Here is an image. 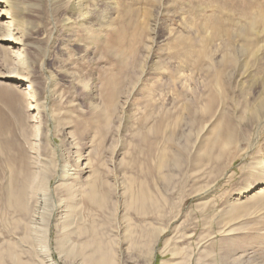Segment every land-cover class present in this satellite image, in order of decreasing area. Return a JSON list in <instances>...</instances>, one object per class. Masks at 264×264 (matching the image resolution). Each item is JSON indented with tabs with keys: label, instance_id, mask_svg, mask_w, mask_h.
<instances>
[{
	"label": "rangeland",
	"instance_id": "374dc122",
	"mask_svg": "<svg viewBox=\"0 0 264 264\" xmlns=\"http://www.w3.org/2000/svg\"><path fill=\"white\" fill-rule=\"evenodd\" d=\"M4 2L12 38L24 46L16 57L0 44V77L30 84L0 78V115L14 137L17 115L29 137L40 133L37 152L52 171L78 156L86 166L68 180L75 185L70 193L58 186L60 171L51 180L54 201H79L72 219H57V209L49 217L48 206L41 217L32 202L29 217L3 200L9 171L0 152L3 263L14 264L11 252L20 264H86L101 244L112 264H264V194H248L264 186V124L252 112L264 84V0H113L107 17L100 0H88L76 16L75 0ZM216 25L239 28L261 44L244 36L216 41L209 30ZM197 42L211 53L237 54L249 75L240 82L227 77L228 99L215 105L211 129H203V110L212 77L207 59L196 56ZM236 68L231 60L228 72ZM29 90L40 97L32 116L25 112ZM229 120L231 141L223 133ZM92 184L101 205L84 198Z\"/></svg>",
	"mask_w": 264,
	"mask_h": 264
},
{
	"label": "bare ground",
	"instance_id": "6f19581e",
	"mask_svg": "<svg viewBox=\"0 0 264 264\" xmlns=\"http://www.w3.org/2000/svg\"><path fill=\"white\" fill-rule=\"evenodd\" d=\"M100 1H104V4H105L106 8L103 11V15L105 17H107L106 15H108L110 13V8H109L108 4L111 3L113 0H100ZM87 2H88V0H75L74 6H73V10L75 11L74 12V16H76V15H84L85 10L87 9ZM6 5L7 4L4 2V0H0V8H1L0 9V44H3V43L6 44L7 48L8 49L9 48L12 49L14 56L17 57V54H18L17 51L22 50L24 44H23V42L21 40L18 39V37H17L18 35L16 36L18 40L12 38V36L14 34L12 35V32H11L12 29L10 30V28H9L12 19L10 18V14L7 11V6ZM257 7H259V6H257ZM8 8L13 9L14 12H15L18 7L15 6V5L8 4ZM70 19H72V17ZM254 24H256V23H254ZM260 25H262V24H260ZM23 27H24V22H23ZM203 27H201V28H203ZM252 27L255 29V27H258V26H252ZM235 28L236 27L229 26V25H225V26H221V27L216 25V26H213L212 29H209V30H212L211 31L212 32V36L211 35L210 36H211V38L214 36L216 41L217 40H224V42L226 41V43H227L230 40H234V43H235V41L236 42L239 41L238 39L240 37L242 38V36H244L243 32L241 34V30L239 31V28L236 31H235ZM240 28H242V27H240ZM248 28L249 27H247V28L245 27V30L248 29ZM253 28H249V29H251V30H249L251 32L248 31V33L250 35L256 37V38H259L260 34L256 30H254ZM192 29H194V28H192ZM261 29H263V28H261ZM207 32H205V33H207V35H208L210 32L209 31H207ZM195 37H196V35H195ZM202 37H203V35H202ZM202 37H200V38L202 39ZM197 38L198 37H196L195 39H197ZM198 39H197V41H198ZM213 39H211V40H213ZM249 39L247 38V36L245 37V41L249 40ZM207 40H209V38H207ZM202 41H204V40L202 39ZM213 41L216 42L215 40H213ZM250 41H251V44H252V42L258 44V47L261 44L259 41H255V38H254V40H249L248 42H250ZM194 42H196V41L194 40ZM197 43H195V44H197ZM208 43L212 44V41H210ZM208 43H206V42L198 43L196 45V49L197 50H195L196 51V56H199L200 58L202 56H204L205 59H207V65H206L207 76H209V77L211 76L212 77L211 79H209L210 80L209 91H210V85H211V92L207 96L205 107L203 105V107H204L203 113H204L205 117L207 116V120H205L206 122L204 123L205 125H204L203 129H206V127H207V129H208V127L209 128L211 127L210 124H212L211 122L213 121V118H214L213 117L214 116L213 109H215L214 108V107H216L215 105L218 102H220V103L221 102H225L226 99H228V97L226 95V90L231 88V83L229 81V85H228L226 83L227 80H229L230 78L233 77V82H234V80H237V82L239 80V82H240L241 79L249 76L248 73L246 74L245 67L243 65L241 66L240 64H238V62L240 60L238 59L237 56H235L237 54L230 55L231 54L230 52H229L230 54H228L223 49H219V50L214 49V50H212L213 52L211 53L210 51H208L209 50V44ZM223 44H225V43H223ZM249 44L247 46H249ZM215 45H216V43H215ZM215 45H213V47H215ZM229 45H230V43H229ZM222 46H224V45H222ZM190 49H192V48H190ZM236 50L239 51L240 48L236 49ZM195 51H194V53H195ZM237 51H235V52H237ZM188 52H189V50H188ZM186 60H188V59H186ZM196 60H197V58H196ZM231 60H234V62L237 63V68L233 72L230 73V72H228V66L231 63ZM148 61H149V59H148ZM192 61H194V60H192ZM199 61L195 62V63H197V66H198ZM201 62H202V60H201ZM192 64H193V62H192ZM204 64H206V63L204 62ZM150 65H151V62H149L148 66H150ZM194 65H193V67L196 66V65L195 66ZM194 71H195V69H194ZM227 75H229V76H227ZM227 77H230V78L227 79ZM1 79H3V80H13L17 84H19V87H24L26 89L29 88V85H28L29 82L27 83V80H24V79L19 78V77H13V76L7 75V76H3ZM247 79H249V78H247ZM231 82H232V80H231ZM240 84H242V83H240ZM114 85H117V83H114ZM29 93L31 94V96H30L31 106H29L28 108L26 107L27 110H25V112L27 111L32 116V114L36 113V110H37V107H38V103H39L38 100H39L40 97L36 98L37 101H38V103H37V101L34 100L35 99L34 97L36 96V93H34L35 95H32L33 92H30V90H29ZM11 103L10 104H6V108H7L8 111H10L9 113L11 115L14 114L13 116H15V113L11 112V110H12ZM252 112H253L254 116L256 117V119L257 120H261V123L264 124V84H262V90L257 96L256 106H255L254 110H252ZM34 116H36V115H34ZM0 117H2V119L0 118V152L3 155V163H4L5 167L9 171V175H7L5 177L6 178L5 179L6 183H5V187L3 189V191H4V194H3L4 202L9 204V205H11L12 207H14L22 215L29 216L30 215V211L32 209V203H35V204L37 203V205H39L38 209L42 210L41 217L43 216V214L46 213L45 207L48 206V207H51L50 208L51 209L50 213L48 214L49 217H52V215L54 214V210L57 209V212H56L57 219H59V220L65 219V218H71L72 219V216L74 215V213L78 211L79 201H78V203L75 202L73 205H70V206H69V202L68 201H64L63 199H57V200L54 201V198L52 197L51 192H50V188H51L50 184H51V180L54 177H57L56 175L60 171V173H59L60 174V178L58 180V186H60L62 188V191H63V188H65V189H67L66 191L69 190V193H70V190L71 189L73 190V187H75V185L74 184L71 185V186L67 185L69 183L68 180L73 179V177L75 176V174H76V172L78 170H80L81 168H85L86 164L83 163L84 162V159H82L83 156L79 157L78 156L79 154L77 155V152L73 153V156L77 155L78 158L73 162L72 166L66 160L68 163L66 162V164L63 165L62 169H60L59 171H58V169H56L55 171H52L51 170V165H50L51 163L49 162L48 164L45 165L42 162V158L43 157L41 158L39 156L38 152H37V150H39L38 147L40 146L39 145V140H41V139L38 140V138L40 137V133L39 132H34L33 137H29L28 135H31L29 132H23L21 130V125H24V123L20 121L21 118H20V116L17 115V118L12 123H13V126L15 127V129H16V127L18 128V132H17L18 136L17 137H20V138H17L16 136L14 137L13 133H12L11 121L6 120L4 118V116L0 115ZM196 120H197V118H196ZM221 121H222V119H221ZM233 126L234 125H232V120H229L227 122L225 130L223 132L224 136H225V139H227L228 141H231L232 138H234L235 128ZM31 128H33V127H31ZM15 129H13V130H15ZM212 131L213 132H218V126L212 127ZM63 134H64L63 136L66 137V140H67L69 146H73V143H72V140H71L72 136H70L71 133H68L67 131L63 130ZM40 148H42V147H40ZM53 149H55V148H53ZM75 149H77V147ZM55 161H57V160H55ZM62 163H63V161H62ZM16 164L18 165V168H17ZM80 188H82V187H80ZM85 189H86V192L83 195H84V198H86L89 203L101 205L103 203V201L105 200V199H103L100 196V193H99L100 190L98 191L99 188L97 189L96 185L92 184V185L86 186ZM59 190H61V189H59ZM79 190H81V189H79ZM52 191L54 193V190H52ZM74 191H76V189ZM72 192H71V194L74 195ZM62 193H64V192H62ZM76 193H78V192H76ZM248 194L250 196H252V197L253 196H258V198H259L260 197L259 195L264 194V186H261L259 188H255L251 193L249 192ZM67 196H69V195H67ZM77 197H81V196H77ZM68 198H69V201H70L71 198L70 197H68ZM263 198L264 197H262V199ZM73 200H71V201H73ZM30 203H31V205H30ZM237 206H239V205H237ZM242 209H244V208H242ZM245 209H246V207H245ZM75 216H76V214H75ZM17 227H18V225H17ZM94 246L97 247V248H94L95 250L91 254L86 255V264H112L113 263L111 257H108V256H106L103 253L104 250L102 249V247H101L102 245L101 244H95V245H93V247ZM96 255H97V258H95ZM9 256H10V259L14 262V264H20V261L17 260V258H16V256L14 254H11V252H10ZM0 264H4L1 257H0Z\"/></svg>",
	"mask_w": 264,
	"mask_h": 264
}]
</instances>
